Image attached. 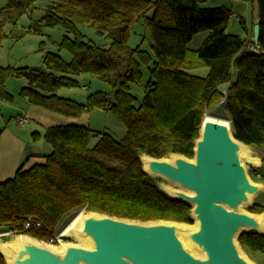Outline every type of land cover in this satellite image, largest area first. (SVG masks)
Listing matches in <instances>:
<instances>
[{"label":"trees","instance_id":"16d2710c","mask_svg":"<svg viewBox=\"0 0 264 264\" xmlns=\"http://www.w3.org/2000/svg\"><path fill=\"white\" fill-rule=\"evenodd\" d=\"M38 1L8 0L0 7V42L8 36L25 37V33L16 35L18 23ZM43 1L48 6L38 24L66 29L59 48L71 53L73 60L66 62L59 54L47 52L43 68L0 65V100L12 103L6 83L11 77L24 78L29 85L20 96L31 106L71 119L101 109L125 125L126 135L116 141L102 134L91 148L89 128L48 129L44 139L52 153L43 157L45 162L19 170L1 185L0 231L49 242L75 211L84 208L130 221L192 225L194 207L166 193L159 178L146 173L142 156L161 160L181 155L193 160L206 115L222 102L228 114L222 119L230 122L236 140L264 152V0H242L258 2V54L250 49L248 38L228 33L231 10L202 8L209 0ZM141 22L151 32L152 53L128 48L130 26ZM240 22L248 35L247 21L240 18ZM79 25L109 38V48L87 42ZM202 32H209L202 47L189 50ZM252 43L256 44L254 36ZM143 65L150 70V80L142 104L136 107L131 84H142ZM204 67L210 69L207 78L189 74ZM81 75L108 83L113 88L111 98L98 92L81 104L58 95L60 88L77 87ZM251 212L264 215V207L255 205ZM29 220L42 228L25 230ZM239 242L251 257L264 252L262 234L243 233ZM0 264H7L1 252Z\"/></svg>","mask_w":264,"mask_h":264},{"label":"water","instance_id":"95a60500","mask_svg":"<svg viewBox=\"0 0 264 264\" xmlns=\"http://www.w3.org/2000/svg\"><path fill=\"white\" fill-rule=\"evenodd\" d=\"M260 37L259 21L254 27L256 43ZM211 119L204 120L195 163L181 155L169 158L175 159V165L169 164V159L142 156L151 162L149 171L144 167L147 174L195 193L194 197L179 191L171 195L162 188L171 197L194 207L193 217L200 222V231L192 236V242L206 253V260L196 258L178 238L176 226L186 230L192 225L171 221L143 223L90 211L104 217L88 220L83 232L94 240V251L71 247L62 258L47 249L30 246L27 252L19 253L14 264H250L240 254L239 238L246 232L263 234L259 232L262 226L253 217L256 214L239 212V208L263 187L250 181L237 153L239 145L249 147L236 140L230 122Z\"/></svg>","mask_w":264,"mask_h":264},{"label":"rangeland","instance_id":"374dc122","mask_svg":"<svg viewBox=\"0 0 264 264\" xmlns=\"http://www.w3.org/2000/svg\"><path fill=\"white\" fill-rule=\"evenodd\" d=\"M8 4V0H0V7H5ZM48 2L40 0L36 3L35 9L28 11L19 21L16 31L19 33H25V37L21 40H17L15 36H8V38L2 42H0V64L1 66L8 67L12 66V68H42L44 66L43 56L46 52H51L54 54H59L66 62H71L73 60V56L67 50H61L59 45L63 41L66 36V29L63 26H58L55 28H48L38 24L46 14ZM202 8L206 9H214V8H227L232 11L234 16L232 17L229 27L228 33L235 36H240L243 39H247L249 41V47L252 48L254 44L253 40V32L255 26V18L258 14L259 6L257 1L245 2L242 0H209L206 3H203ZM240 18H244L247 21V26L249 28V33L246 35L245 29L241 25ZM34 27L38 30L37 33L31 32V28ZM8 27V32H10ZM79 31L87 42L100 47V48H109L111 44V40L109 38L102 36L96 32L95 29L91 28L88 25H79ZM118 30H114L117 32ZM209 32H202L198 34L193 41L188 45L189 50L197 51L199 50L205 40L208 38ZM153 40L151 37L150 30L145 26L144 22L136 23L130 26V39L128 43L129 50H136L137 48H141L144 51L152 53ZM153 66L151 65L150 68ZM141 71L143 74V80L141 85L131 84V92L136 97L137 101L135 103L136 107H139L145 96V88L144 86L150 80V70L148 66L143 65L141 67ZM209 68H200L193 71H190L189 74L199 77V78H207L209 75ZM77 81L79 85L77 87H63L58 91V95L63 98H67L73 100L77 103L86 104L88 101V97L90 95L96 94L98 92H102L111 98L113 88L106 82L93 77L91 75H81L78 76ZM26 80L24 78H16L11 77L6 83V90L11 92H15V96L18 97L17 92H21L22 88L26 86ZM227 85H224L222 89H227ZM14 94V93H13ZM20 96V93H19ZM14 98V96H13ZM88 114L89 128L93 131V136L91 140L90 147L94 148L100 140V135L107 134L111 136L114 140L120 141L126 135V127L125 125L113 114L110 112L101 110V109H93ZM214 114L213 118L224 120L222 117H226L228 114L226 109L224 108L223 102L214 106L210 113ZM212 117V116H211ZM85 119V118H84ZM87 120H84V123L87 124ZM226 121V120H225ZM79 126H83L78 124ZM34 133L39 132L42 137L35 136L34 140L32 137V144L36 147L40 148L41 154L49 155L52 153V146L48 144L44 139L45 131L35 130ZM250 156L253 158H257L260 160V166H254L247 159H243L242 164L246 168L249 179L251 182L259 184L263 187L262 191L256 195L254 201L249 205L243 208V212L254 214L251 212L252 208L255 205L264 207V152L255 150L249 147ZM169 159V158H166ZM195 160V158L193 159ZM15 176V175H14ZM161 187L165 189L171 195L175 191L183 192L188 194L189 190L181 187L178 184L172 183L165 178H159ZM90 212L86 208L79 210L77 213L75 211L72 220L79 214H87ZM65 223L58 229V236H61V242L56 245V247L65 244L71 245L73 247L86 248L85 245L81 243L74 236H66L65 230L67 226L71 223ZM196 219H194L195 225ZM29 237L24 235H15L9 233L7 230L0 231V243H9L16 240L18 237ZM31 238V237H29ZM34 239V238H31ZM36 240V239H34ZM42 244L49 245L48 241H39ZM240 243V242H239ZM240 254L243 258H245L248 262H253L254 264H264V252H260L256 254L254 257L248 255L241 247L238 245ZM189 251V250H188Z\"/></svg>","mask_w":264,"mask_h":264},{"label":"crops","instance_id":"0c3cea01","mask_svg":"<svg viewBox=\"0 0 264 264\" xmlns=\"http://www.w3.org/2000/svg\"><path fill=\"white\" fill-rule=\"evenodd\" d=\"M256 16L257 17L253 18H255L254 20L257 24L260 21L259 11ZM30 30L31 32L37 33L32 28ZM15 33L16 35L24 34L18 31ZM45 54L43 56V63ZM26 83L25 87L29 85V81L26 80ZM11 91L12 90L9 91L8 88V92L14 96V101L12 103L0 100V188L4 182L12 179L19 170L25 171L37 164H43L45 162L43 157L48 155L41 154V149L32 144V137L34 140L35 134H38V137H42V135L39 132L34 133L33 131L41 130L46 133V131L51 128L78 124L86 128L90 127L88 124L87 112L78 119L67 118L31 106L28 100L19 96L21 92H17L19 97L17 98L15 92ZM84 120L88 121L87 124L84 123ZM262 235H264V233Z\"/></svg>","mask_w":264,"mask_h":264},{"label":"bare ground","instance_id":"6f19581e","mask_svg":"<svg viewBox=\"0 0 264 264\" xmlns=\"http://www.w3.org/2000/svg\"><path fill=\"white\" fill-rule=\"evenodd\" d=\"M210 120H212L211 116L206 115L205 122H208ZM203 132H204V129L202 130V133ZM237 153H238L239 157L242 159V161H243V159H247L248 162H250L252 165L260 166V164H261L260 160L257 158L251 157L249 149L246 148L245 146L239 145L237 148ZM142 161L144 163V167L146 168V170L149 171L151 168L150 160L147 157H144L142 159ZM193 162L195 163V160H193ZM168 163L171 165H175V159H169ZM259 187L261 188V186H259ZM188 192H189L188 193L189 196H191V197L195 196L194 192H192V191H188ZM249 197H250L249 202L247 204L241 205L239 208V212H243V208L245 206H249L254 201V199L256 198V195H251ZM243 213H245V212H243ZM252 215H254V214H252ZM253 217L262 226V228L260 229L259 232L264 233V215H257L256 214ZM90 219L103 220L104 217H101V216L94 214V213H92V214L91 213L79 214L67 226L64 234L66 236L76 237L78 240L81 241V243L83 245H85L86 249L94 251L95 250L94 240L90 236L83 234L85 226H86V222ZM176 229H177L176 233L178 235V238L182 242L183 247L185 249L189 250L190 253H192L196 258H198L200 260H206L207 259L206 253L200 251V249L192 242V236L200 231V222L198 220H196L195 225H192V226L186 228V230H183V227L179 226V225L176 226ZM244 230L246 231L247 229H244ZM30 246H36L38 248L47 249L52 254L59 256V257H62V258L65 257L68 249L73 247L71 245H65V244H62L58 247L52 246V245H45V244H42V243H40L34 239H30L28 237L20 236L12 242L2 243V244L0 243V252L5 256V258L7 260V264H14L19 253L23 252V251L27 252L28 247H30ZM250 264H254V263L250 262Z\"/></svg>","mask_w":264,"mask_h":264},{"label":"built area","instance_id":"2783aa9c","mask_svg":"<svg viewBox=\"0 0 264 264\" xmlns=\"http://www.w3.org/2000/svg\"><path fill=\"white\" fill-rule=\"evenodd\" d=\"M256 43V42H255ZM258 43L254 44V46L252 48H250L253 52L255 53H259L260 52V48L259 46L257 45ZM25 122V120H24ZM37 228V229H41L42 228V225L40 223H35L34 221L32 220H29L25 223L24 225V229L25 230H29L31 228ZM9 233H12V234H15V235H18L17 232H9ZM61 242V236H56V237H53L49 240L48 244L49 245H52V246H56L58 243Z\"/></svg>","mask_w":264,"mask_h":264}]
</instances>
